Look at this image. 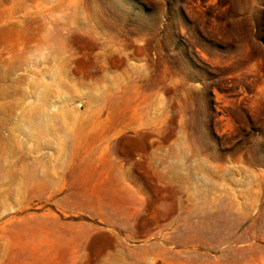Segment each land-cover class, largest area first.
<instances>
[{
    "label": "rangeland",
    "instance_id": "374dc122",
    "mask_svg": "<svg viewBox=\"0 0 264 264\" xmlns=\"http://www.w3.org/2000/svg\"><path fill=\"white\" fill-rule=\"evenodd\" d=\"M0 264H264V0H0Z\"/></svg>",
    "mask_w": 264,
    "mask_h": 264
},
{
    "label": "bare ground",
    "instance_id": "6f19581e",
    "mask_svg": "<svg viewBox=\"0 0 264 264\" xmlns=\"http://www.w3.org/2000/svg\"><path fill=\"white\" fill-rule=\"evenodd\" d=\"M138 147L137 143L126 142L122 144L121 150L129 155H133V150Z\"/></svg>",
    "mask_w": 264,
    "mask_h": 264
}]
</instances>
